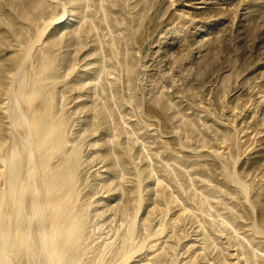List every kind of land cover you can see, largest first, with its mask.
<instances>
[{"label": "rangeland", "instance_id": "obj_1", "mask_svg": "<svg viewBox=\"0 0 264 264\" xmlns=\"http://www.w3.org/2000/svg\"><path fill=\"white\" fill-rule=\"evenodd\" d=\"M0 257L264 264V0H0Z\"/></svg>", "mask_w": 264, "mask_h": 264}, {"label": "bare ground", "instance_id": "obj_2", "mask_svg": "<svg viewBox=\"0 0 264 264\" xmlns=\"http://www.w3.org/2000/svg\"><path fill=\"white\" fill-rule=\"evenodd\" d=\"M7 200H8V199H7ZM41 243H42V242H41ZM30 250H31V249H30ZM3 259H4V257H2V258L0 257V264H3V263H4V260H3ZM28 263H29V262H28Z\"/></svg>", "mask_w": 264, "mask_h": 264}]
</instances>
